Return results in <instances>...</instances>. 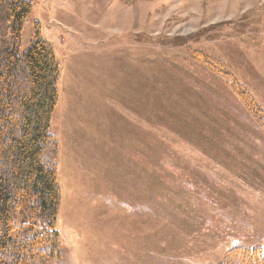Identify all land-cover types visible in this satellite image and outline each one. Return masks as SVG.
Segmentation results:
<instances>
[{"label": "rangeland", "instance_id": "obj_1", "mask_svg": "<svg viewBox=\"0 0 264 264\" xmlns=\"http://www.w3.org/2000/svg\"><path fill=\"white\" fill-rule=\"evenodd\" d=\"M28 1L21 52L39 23L61 66L60 253L36 264L264 248V0Z\"/></svg>", "mask_w": 264, "mask_h": 264}, {"label": "trees", "instance_id": "obj_2", "mask_svg": "<svg viewBox=\"0 0 264 264\" xmlns=\"http://www.w3.org/2000/svg\"><path fill=\"white\" fill-rule=\"evenodd\" d=\"M32 10L28 0H0V264H36L45 244L51 255L60 253V145L52 117L61 66L39 23L34 41L21 52ZM237 91L257 111L246 90ZM20 216L26 218L17 222ZM230 255L241 264H264V248L236 247Z\"/></svg>", "mask_w": 264, "mask_h": 264}]
</instances>
